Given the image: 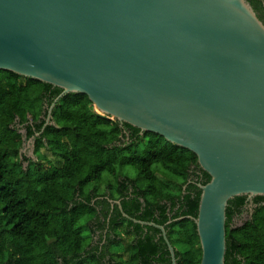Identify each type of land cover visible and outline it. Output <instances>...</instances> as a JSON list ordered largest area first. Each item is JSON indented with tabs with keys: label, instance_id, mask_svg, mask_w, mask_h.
<instances>
[{
	"label": "water",
	"instance_id": "1",
	"mask_svg": "<svg viewBox=\"0 0 264 264\" xmlns=\"http://www.w3.org/2000/svg\"><path fill=\"white\" fill-rule=\"evenodd\" d=\"M0 70L197 155L200 264H225L229 201L264 196V23L248 0H0ZM125 216L132 219L124 213ZM163 231L177 264L176 253Z\"/></svg>",
	"mask_w": 264,
	"mask_h": 264
},
{
	"label": "trees",
	"instance_id": "2",
	"mask_svg": "<svg viewBox=\"0 0 264 264\" xmlns=\"http://www.w3.org/2000/svg\"><path fill=\"white\" fill-rule=\"evenodd\" d=\"M248 1L264 23L262 2ZM62 91L0 70V264H172L162 231L124 213L164 226L177 264H200L193 218L211 178L197 155L99 114L81 93L62 96L46 125L44 105ZM31 137L34 157L21 151ZM244 200L229 201L225 264H264V206L229 224Z\"/></svg>",
	"mask_w": 264,
	"mask_h": 264
},
{
	"label": "flooded vegetation",
	"instance_id": "3",
	"mask_svg": "<svg viewBox=\"0 0 264 264\" xmlns=\"http://www.w3.org/2000/svg\"><path fill=\"white\" fill-rule=\"evenodd\" d=\"M260 2H262L263 6H264V0H260ZM51 106L52 105L49 106L48 103H46L44 105V110H45L44 113L46 114V116H45L46 117V120H47V117L49 115V110H50ZM42 117H44V115ZM22 132H24V128L22 129ZM23 134H25V133H23ZM36 134H39V133L37 132ZM26 141H33V155H35L34 139L31 137V138L27 139ZM23 147H24V145H23ZM22 150H23V148L21 149V151ZM22 153H24L25 155H27V153L25 151H23ZM197 173L201 176V172L200 171H197ZM196 180H198V177H197ZM111 203H112V205L119 204L118 201H113V200H111ZM261 206H264V201L257 202L256 201V197H252L251 198V197L245 195L244 204L242 205V207H240L239 209H237V210L234 211L233 216H232V219H231V221H230L229 224L232 225V227H238V226L244 225L245 223H247L250 220H253V216H254L255 210L258 209V208H260ZM132 219H134V218H132ZM143 222L153 223V222H147V221H143ZM143 225H147V224H143ZM162 235L164 236L163 231H162Z\"/></svg>",
	"mask_w": 264,
	"mask_h": 264
},
{
	"label": "rangeland",
	"instance_id": "4",
	"mask_svg": "<svg viewBox=\"0 0 264 264\" xmlns=\"http://www.w3.org/2000/svg\"><path fill=\"white\" fill-rule=\"evenodd\" d=\"M96 112H97V110H96ZM23 151H25L27 153L28 157H34V155H33V141H26L25 144H24L22 152ZM131 170H133V168ZM88 234L89 233L87 231L84 232V235L87 236Z\"/></svg>",
	"mask_w": 264,
	"mask_h": 264
}]
</instances>
